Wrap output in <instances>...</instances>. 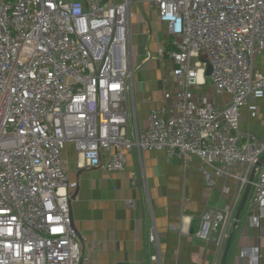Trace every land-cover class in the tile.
Masks as SVG:
<instances>
[{
    "label": "built area",
    "instance_id": "2783aa9c",
    "mask_svg": "<svg viewBox=\"0 0 264 264\" xmlns=\"http://www.w3.org/2000/svg\"><path fill=\"white\" fill-rule=\"evenodd\" d=\"M141 1L0 0V264H81L69 207L77 183L63 156L69 142L85 167L107 172L123 171L130 151H164L184 165L196 156L209 187L235 176L233 166L245 167L236 177L247 183L264 155V139L239 128L240 110L264 95V73L253 64L264 53V0H143L170 39L156 56L169 60L172 75L144 128L129 50V7ZM207 79L227 105L200 91ZM140 168L134 182L143 180ZM252 188L256 225L264 163ZM232 210L200 215L195 236L217 254ZM149 239L156 243L154 229ZM239 254L254 259L257 251Z\"/></svg>",
    "mask_w": 264,
    "mask_h": 264
},
{
    "label": "crops",
    "instance_id": "0c3cea01",
    "mask_svg": "<svg viewBox=\"0 0 264 264\" xmlns=\"http://www.w3.org/2000/svg\"><path fill=\"white\" fill-rule=\"evenodd\" d=\"M164 36V25L158 21L155 10L149 9L143 0L130 5V64L139 128L147 126L148 109L162 105L163 91L168 79L171 81L167 58L163 61L146 59L148 54L156 56L162 42L170 48V39ZM253 64L264 73V53L257 54ZM208 81L200 86V91L211 102L227 105L228 97L215 96ZM239 128L264 139V95L250 99L249 105L240 110ZM63 156L69 178L77 183L73 190L76 195L70 199L69 207L82 255L81 264L220 263L227 237L217 254L216 247L198 239L195 232L206 207L230 205L233 210L226 226L228 236L246 185H241L236 176L244 174L245 167H231L235 176L217 178L215 185L209 187L198 170L200 163L196 156H190L184 165L164 151L145 150L140 154L130 151L124 170L117 172L85 167L70 142ZM139 168L143 180L134 182L132 175ZM252 194L251 185L248 198ZM257 213L258 210L251 212L246 201L224 264H264V217L256 225L250 220V215ZM152 229L156 243L149 239ZM246 248H255L257 256L254 259L241 257L239 252Z\"/></svg>",
    "mask_w": 264,
    "mask_h": 264
},
{
    "label": "water",
    "instance_id": "95a60500",
    "mask_svg": "<svg viewBox=\"0 0 264 264\" xmlns=\"http://www.w3.org/2000/svg\"><path fill=\"white\" fill-rule=\"evenodd\" d=\"M264 163V155H262L256 162L255 164L252 166L251 170H250V173H249V176H248V180H247V183L245 185V188L243 190V193H242V196H241V199L239 201V204L236 208V211H235V214H234V219H233V223H232V226H231V230L227 236V243H226V246H225V249H224V252H223V255H222V258L220 260V263L219 264H224L225 262V258H226V253H227V250L229 248V245H230V242H231V238H232V235L234 233V229L236 228L237 224H238V219H239V215L241 213V211L244 209L245 207V204H246V201H247V198H248V195H249V192H250V189H251V185L253 183V180H254V172L255 170L262 164ZM76 195V190L74 191V193L71 195L70 199L74 198V196ZM70 227L71 229L74 231L75 235H77V232L75 230V227L72 223V220H71V217H70Z\"/></svg>",
    "mask_w": 264,
    "mask_h": 264
},
{
    "label": "rangeland",
    "instance_id": "374dc122",
    "mask_svg": "<svg viewBox=\"0 0 264 264\" xmlns=\"http://www.w3.org/2000/svg\"><path fill=\"white\" fill-rule=\"evenodd\" d=\"M153 58H157V59H158L157 56H153ZM151 60H152V59H151ZM153 60H155V59H153ZM162 69H163V68H162ZM167 74H168L169 78L172 80L171 72H169V73H167ZM209 84H211L210 81H208V85H209Z\"/></svg>",
    "mask_w": 264,
    "mask_h": 264
}]
</instances>
